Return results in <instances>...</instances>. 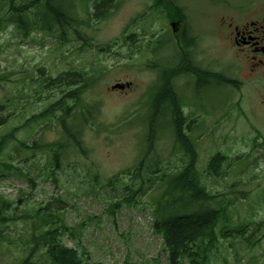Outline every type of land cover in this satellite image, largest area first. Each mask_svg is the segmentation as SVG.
I'll return each mask as SVG.
<instances>
[{"label": "rangeland", "instance_id": "rangeland-1", "mask_svg": "<svg viewBox=\"0 0 264 264\" xmlns=\"http://www.w3.org/2000/svg\"><path fill=\"white\" fill-rule=\"evenodd\" d=\"M27 1L14 0V4ZM176 1L186 11H194L191 23L200 45L191 58L193 62L236 83L225 85L214 76L213 85L205 84L204 79L196 81L194 73L188 75L184 70L186 75L179 80L180 95L193 103L185 105L184 112L189 121L196 120L192 125L196 127L198 170L208 191L218 196L211 204L228 207L227 216L214 229L217 247L210 252L208 264H264V81L238 56L227 28L230 21L241 24L248 18L264 16V0ZM51 2L63 6L67 14L74 4V12L80 11V17L85 15L77 6L79 1ZM153 4V0H117V8L108 18L95 19L90 27L81 29L91 39L89 44L69 31L67 41L41 32H32L25 39L20 34L14 37L12 25L0 32V78L8 75L10 79L0 81V102L15 93L20 95L21 88L33 98L37 88L33 79L42 75L39 69L52 78L73 69L95 70L99 76L83 96L85 103L96 107L95 121L83 132L86 154L67 153L57 171L58 182L46 179L44 174L36 177V186L31 187L24 178L13 176L0 181V193L14 199L24 192L37 202L63 198L67 202V223L83 233L82 241L91 260L103 264H169L164 238L154 229L156 200L166 185L156 177L149 178L146 167L142 172L145 183L128 172L146 150L148 104H155L152 98L163 91L157 83L161 69L171 71L180 61L175 53L173 27ZM44 11L41 5L40 12ZM35 20L33 9L21 13V22ZM128 25L129 32L138 34L135 46L115 42ZM126 82H132V86L110 88ZM67 90L64 84L62 89L51 90L47 99L31 103L26 117L42 111ZM192 109L196 113L192 114ZM24 121L20 118L14 124ZM167 122L160 118L157 123L160 132L153 143L152 158L158 156L160 168L173 173L184 163L185 154L167 129L171 120ZM6 129L0 127V134ZM18 135L28 137L33 144L36 140L56 141L61 131L55 119L43 132L37 127L36 131H21ZM219 152L227 160L219 174H213L209 163ZM35 159L43 165L46 155L38 153ZM32 171L34 176L38 174L36 168ZM118 201L122 203L112 214L111 205ZM242 226L244 233H234ZM63 240L68 246L75 244L70 233ZM16 256V252L1 254L0 264H13Z\"/></svg>", "mask_w": 264, "mask_h": 264}, {"label": "trees", "instance_id": "trees-1", "mask_svg": "<svg viewBox=\"0 0 264 264\" xmlns=\"http://www.w3.org/2000/svg\"><path fill=\"white\" fill-rule=\"evenodd\" d=\"M51 1L31 0L24 6L45 4L51 11L45 8L44 12H37L36 20L32 22L19 21V27L24 33L32 29H42L53 34L55 30L59 38L68 40L65 33L69 31L89 44L91 39L81 29L90 27L91 21L95 19L100 21L108 18L117 8L114 7L117 0H77L79 1L77 6L85 14L80 17L78 16L80 11L74 12L76 9L74 4L67 14L63 6L56 7ZM153 3L169 22L179 18L170 1L153 0ZM18 9H22L21 13L27 10L23 7ZM38 20L42 22L39 23ZM129 26L115 42L122 41L129 46L138 44V34L129 32ZM110 47L109 43L107 49ZM39 71L44 73L42 69ZM211 74L214 77L217 73ZM8 78V75L2 76L0 81L10 80ZM98 79L95 70L86 69L69 70L55 79L42 75L38 79H33L37 84L33 98L24 94V89L21 88L20 95L15 93L0 102V127H7L0 134V181L16 176L24 178L31 187H35L36 177L46 174V179L58 182L57 171L66 154L70 151L86 154L83 132L86 125H91L95 121L96 107L85 103L83 96L86 89L94 86ZM224 81L231 83L229 79ZM64 84L68 90L66 93L63 91L61 98L51 102L41 112L26 117L25 112L31 103L46 99V91L52 90L54 86L62 87ZM171 94L170 92V97L165 100L162 94L153 97L155 104H148L150 116L146 150L143 158L134 169H128V172L132 173L133 178H141L145 183L146 179L142 172L146 167L149 178L156 177L160 179L161 184L166 185L156 200L154 229L164 238L169 264H208L210 252L217 247L214 229L220 219L227 216L228 207L211 204L217 201L218 196L208 191L202 173L198 170V151L194 141L179 133L185 122L182 100L179 96L172 101ZM80 107L82 109L77 112ZM163 107H167L165 113ZM18 118H24V123L15 125ZM160 118L165 122L172 118L171 123L167 125H173L176 129L175 140L180 143L179 148L183 149L185 154L184 163L173 173L160 168L161 159L158 156L152 158L155 153L153 143L160 132L157 127ZM55 119L61 131V137L56 141L36 140L31 144L28 137L20 138L18 135L21 131L31 129L36 131L37 127L43 132ZM38 153L46 155L45 164H37L35 158ZM226 160L227 157L220 152L214 155L209 163L210 172L219 174L222 163ZM33 168L38 170L35 176ZM121 203L118 201L111 205L112 214L116 213ZM66 205L67 202L63 198L37 202L24 192L14 199H6L5 195L0 193V255L16 252L13 264H103L91 260L90 253L82 241L83 233H77V229L67 223L64 213ZM10 208L13 210L9 211ZM244 231L245 228L242 226L234 233L242 234ZM68 233L75 240L74 246H68L63 240ZM246 241L250 239L247 238Z\"/></svg>", "mask_w": 264, "mask_h": 264}, {"label": "flooded vegetation", "instance_id": "flooded-vegetation-1", "mask_svg": "<svg viewBox=\"0 0 264 264\" xmlns=\"http://www.w3.org/2000/svg\"><path fill=\"white\" fill-rule=\"evenodd\" d=\"M169 1L170 5H172L171 7L174 8L175 13L179 17L170 23L173 27V35L176 41L175 53L176 55H179L180 61L178 63L175 62L171 71L162 68L157 80L163 89L161 92L162 98L164 100L167 97L169 98L171 92V99L174 101L176 97H179L180 95L179 80L182 78L181 76L186 75V73L182 72L183 70L187 71L188 75L190 72L194 73L196 81L198 80L200 82L204 79V83L210 85L212 75L210 71L201 65L194 63L191 59L192 57L194 58V54L200 45V38L194 35V25L192 27L191 23V14H193L194 11L192 9V12L188 9V11H186L181 7V3L176 0H168V2ZM41 5H44V8L47 9L45 4H39L33 7L35 13L40 12ZM188 6L192 8L191 5ZM7 8L5 15L0 16V20H2L0 23L3 22V20H12L15 30L14 37H17L20 33L18 22L20 11H22V9H18L14 6H8ZM47 10L51 12L50 9ZM227 28L230 29V36L233 38L232 40L234 41L235 49L238 51V56L245 59L250 72L257 74L260 80L264 81V16L257 20L248 18V20L241 24L230 21ZM57 33L58 32H55L54 30L55 37L59 38ZM65 34L67 35V32ZM167 88L169 89L167 90ZM192 104L193 103L189 102L187 96H182L183 108L185 105L191 106ZM165 108L163 107L164 113ZM193 113H196L195 109H192V114ZM161 115L163 116L164 114L162 113ZM194 121L196 120L192 119L184 122L183 127L179 129V133L192 138L196 144V127L193 128L192 125ZM173 129L176 131L174 127L172 129L169 128L168 130Z\"/></svg>", "mask_w": 264, "mask_h": 264}, {"label": "water", "instance_id": "water-1", "mask_svg": "<svg viewBox=\"0 0 264 264\" xmlns=\"http://www.w3.org/2000/svg\"><path fill=\"white\" fill-rule=\"evenodd\" d=\"M126 86L129 87L130 83H116L112 86V89H124Z\"/></svg>", "mask_w": 264, "mask_h": 264}]
</instances>
